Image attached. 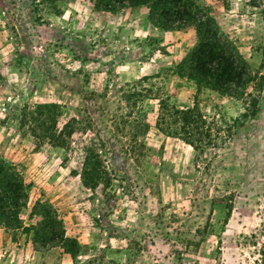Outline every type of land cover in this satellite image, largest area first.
Masks as SVG:
<instances>
[{
    "label": "rangeland",
    "instance_id": "rangeland-1",
    "mask_svg": "<svg viewBox=\"0 0 264 264\" xmlns=\"http://www.w3.org/2000/svg\"><path fill=\"white\" fill-rule=\"evenodd\" d=\"M196 1L246 64L243 93L179 77L195 31L156 28L146 7L0 0V157L27 185L22 225L47 200L79 243L74 256L38 249L33 230L0 224V264H264V0ZM166 97L205 118L197 149L161 122ZM245 112L256 116L240 126ZM90 147L94 187L82 183Z\"/></svg>",
    "mask_w": 264,
    "mask_h": 264
},
{
    "label": "trees",
    "instance_id": "trees-1",
    "mask_svg": "<svg viewBox=\"0 0 264 264\" xmlns=\"http://www.w3.org/2000/svg\"><path fill=\"white\" fill-rule=\"evenodd\" d=\"M90 1L95 10L109 13L146 7L149 23L161 30L174 31L192 27L198 43L178 64L179 77L194 80L212 90L227 94L243 93L251 80L241 56L233 55V45L229 40L220 38L214 17L196 0ZM158 104L163 110L161 122H167L166 114H168L171 117L169 122L179 124V135L194 149L201 145L205 136H210L209 132L203 130L206 120L198 109L178 108L169 103L168 97L160 99ZM248 115L251 118L256 116L255 113L245 112L241 116L234 117L233 120L242 126ZM62 133V131L56 132L54 126L51 137L55 139L57 146L62 144ZM97 154L95 147H90L85 154L82 183L86 187H94L98 183V171L101 164L98 159H95ZM27 198L28 190L22 173L15 165L0 157V224L9 229L23 227L20 212L26 205ZM31 214L40 217L37 226L31 229L23 228L26 231L33 230L32 243L35 247L45 250L51 246L62 245L71 255L78 253V241L65 236L63 224L56 210L47 200H37Z\"/></svg>",
    "mask_w": 264,
    "mask_h": 264
}]
</instances>
